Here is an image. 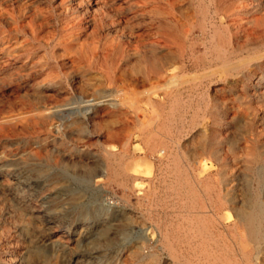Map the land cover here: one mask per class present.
Segmentation results:
<instances>
[{"label": "rangeland", "instance_id": "rangeland-1", "mask_svg": "<svg viewBox=\"0 0 264 264\" xmlns=\"http://www.w3.org/2000/svg\"><path fill=\"white\" fill-rule=\"evenodd\" d=\"M263 190L264 0H0V264H264Z\"/></svg>", "mask_w": 264, "mask_h": 264}, {"label": "bare ground", "instance_id": "bare-ground-1", "mask_svg": "<svg viewBox=\"0 0 264 264\" xmlns=\"http://www.w3.org/2000/svg\"><path fill=\"white\" fill-rule=\"evenodd\" d=\"M234 15V14H233ZM214 38V37H213ZM222 55V54H221ZM263 55V54H262ZM227 56V55H226ZM154 66V65H153ZM155 68V67H154ZM165 70V69H164ZM155 71V70H154ZM161 71V70H160ZM156 73H159V72H156ZM156 75V74H155ZM154 77V76H153ZM161 78V77H160ZM156 79V78H155ZM151 80H152V78H151ZM254 83V82H253ZM165 85H167V83L165 84ZM159 87H160V85H158ZM166 87V86H165ZM159 89V88H158ZM255 89V88H254ZM260 89V88H259ZM255 91V90H254ZM261 95V94H260ZM111 97V96H110ZM114 99V98H113ZM111 99L109 98V99H106L105 101H110ZM87 101V100H86ZM90 101V100H89ZM102 101L100 100V101H96V102H91L89 105L90 106H92V107H95V106H98L100 103H101ZM72 110V109H71ZM70 110V111H71ZM79 112V111H78ZM80 113V112H79ZM82 114H85V111L83 112H81ZM223 119V118H222ZM226 124V123H225ZM127 144H128V142H127ZM163 149V148H162ZM169 149V148H168ZM165 150V149H164ZM172 154V153H171ZM261 155V154H260ZM259 155V156H260ZM262 156V155H261ZM172 157V156H171ZM258 158V157H257ZM258 160V159H257ZM177 164V163H176ZM257 164V163H256ZM260 164V163H259ZM178 165V164H177ZM179 166V165H178ZM177 167V166H176ZM190 168V167H189ZM116 170V169H115ZM260 171V170H259ZM118 172V171H117ZM114 174V173H113ZM259 175H260V173H259ZM263 175V174H262ZM257 178V177H256ZM179 181V180H178ZM181 181H183V180H181ZM185 181H187V183H190V182H188V180H185ZM258 182V181H257ZM262 182V181H261ZM181 183V182H180ZM179 183V184H180ZM188 185V184H187ZM186 186V185H185ZM184 186V187H185ZM189 186H190V184H189ZM260 186V185H259ZM182 187H183V184H182ZM192 188V187H191ZM193 188H194V186H193ZM183 189V188H182ZM187 189H188V187H187ZM173 190H174V188H173ZM260 190V189H259ZM175 191V190H174ZM181 191V190H180ZM264 191V190H263ZM190 192V191H189ZM193 192H194V189H193ZM177 193V192H176ZM180 193H182V192H180ZM187 193V192H186ZM257 193V192H256ZM193 194V193H192ZM258 194V193H257ZM262 194V193H261ZM259 195V194H258ZM259 198V197H258ZM190 199V198H189ZM262 200V199H261ZM263 201V200H262ZM245 203V202H244ZM257 204V203H256ZM243 207V206H242ZM247 207V206H246ZM261 207V206H260ZM237 209H238V207H237ZM256 211V210H255ZM238 217H239V225H243V227H245L246 228V230L248 231V233H249V235H250V238H248V239H251V240H254L256 243H259L260 244V242L263 240L264 241V207H261V210L259 211V212H249V213H244V214H238ZM202 224V223H201ZM203 225V224H202ZM201 225V226H202ZM233 225V224H232ZM193 227V226H192ZM203 227V226H202ZM191 228V227H190ZM193 228H195V227H193ZM200 229H201V227H199ZM189 229V228H188ZM200 229H199V231H200ZM203 229V228H202ZM205 229V228H204ZM240 229V228H239ZM193 230V229H192ZM208 230V229H207ZM185 231V230H184ZM189 231H187V233H188ZM191 232V231H190ZM194 232V231H193ZM196 232H198V228H197V231ZM202 232H204V231H201V233ZM240 232V231H239ZM241 232H243V231H241ZM237 233V232H236ZM193 234V233H192ZM239 234V233H238ZM199 235H202V234H199ZM241 235V234H240ZM248 235V234H247ZM203 236V235H202ZM247 237V236H246ZM168 238V237H167ZM200 238V237H199ZM198 238V239H199ZM204 238V237H203ZM202 238V239H203ZM239 238V237H238ZM242 238V237H241ZM164 239V238H163ZM196 239V238H195ZM195 239H193V240H195ZM201 239V240H202ZM207 239V238H206ZM235 239V238H234ZM166 240H168V239H166ZM200 240V241H201ZM212 240V239H211ZM233 240V239H232ZM165 241V240H164ZM207 241V240H206ZM214 241V240H213ZM234 241V240H233ZM195 242V241H194ZM216 242V241H215ZM250 242V241H249ZM193 243V242H192ZM200 243V242H199ZM172 244V243H171ZM204 244V243H203ZM251 244H252V242H251ZM255 244V243H254ZM258 244V245H259ZM232 245V244H231ZM168 246H170L169 244H168ZM198 246V245H197ZM204 246V245H203ZM218 246V245H217ZM252 246H253V244H252ZM167 247V246H166ZM261 247V246H260ZM259 247V248H260ZM164 248V247H163ZM197 248V247H196ZM205 248V247H204ZM234 248V247H233ZM236 248V247H235ZM258 249V248H257ZM238 250V249H237ZM255 251V250H254ZM260 251V250H259ZM172 252V251H171ZM238 252V251H237ZM242 252V251H241ZM240 252V253H241ZM206 253V252H205ZM214 253V252H213ZM218 253V252H217ZM247 253V252H246ZM246 253H244V254H246ZM176 255V254H175ZM198 255V254H197ZM201 255V254H200ZM206 255V254H205ZM241 255V254H240ZM248 255V254H247ZM250 255V254H249ZM178 256V255H177ZM182 256V255H181ZM255 256H256V254H255ZM184 257V256H183ZM262 257V256H261ZM174 258V257H173ZM181 258V257H180ZM185 258V257H184ZM241 258V257H240ZM249 258V257H248ZM256 258V257H255ZM264 258V257H263ZM263 258H262V261H263ZM174 259H176V258H174ZM215 259V258H214ZM217 259V258H216ZM6 260V259H5ZM177 260V259H176ZM175 260V261H176ZM179 260V259H178ZM181 260V259H180ZM219 260H221L220 258H219ZM247 260V259H246ZM214 261V260H213ZM216 261V260H215ZM223 261V260H222ZM11 262V261H10ZM211 262V261H210ZM217 262V261H216ZM236 262V261H235ZM12 263V262H11ZM182 263V262H181ZM225 263V262H224ZM262 263V262H261ZM188 264H189V262H188ZM218 264H219V262H218ZM228 264V263H227ZM251 264V263H250Z\"/></svg>", "mask_w": 264, "mask_h": 264}]
</instances>
